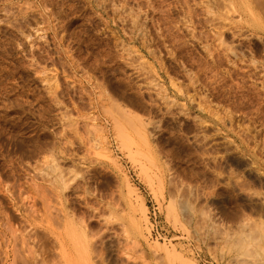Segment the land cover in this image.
Listing matches in <instances>:
<instances>
[{
  "label": "rangeland",
  "instance_id": "rangeland-1",
  "mask_svg": "<svg viewBox=\"0 0 264 264\" xmlns=\"http://www.w3.org/2000/svg\"><path fill=\"white\" fill-rule=\"evenodd\" d=\"M245 211L264 0H0V264H228Z\"/></svg>",
  "mask_w": 264,
  "mask_h": 264
},
{
  "label": "clouds",
  "instance_id": "clouds-1",
  "mask_svg": "<svg viewBox=\"0 0 264 264\" xmlns=\"http://www.w3.org/2000/svg\"><path fill=\"white\" fill-rule=\"evenodd\" d=\"M228 264H264V218L245 211L226 231L215 234Z\"/></svg>",
  "mask_w": 264,
  "mask_h": 264
},
{
  "label": "bare ground",
  "instance_id": "bare-ground-1",
  "mask_svg": "<svg viewBox=\"0 0 264 264\" xmlns=\"http://www.w3.org/2000/svg\"><path fill=\"white\" fill-rule=\"evenodd\" d=\"M143 207V206H142ZM141 207V214H142V216L143 217H146V215H145V210L143 209ZM142 219V218H141ZM145 219V218H144ZM144 221V220H143ZM134 223H135V225H136V228L140 231V223H139V221L138 220H134ZM134 226V225H133ZM136 230V229H135ZM71 231V227H70V225H69V223H67L66 221H65V225H64V230H63V234L64 235H67V237H68V234H70L69 232ZM138 233V232H137ZM62 238L63 237H61V240H60V244H61V250H60V256H61V258H62V261H63V263L64 264H73V257H71L70 256V253H69V251H68V249L66 248V246L63 244V242H62ZM64 241V240H63ZM62 242V243H61ZM158 245V244H157ZM164 246V245H163ZM172 247H173V245H171ZM171 247V248H172ZM165 249H164V252L166 251V253L168 254L170 251H169V248H166V246L164 247ZM173 253H175L174 252V248H172V252H171V255L173 254ZM177 253V252H176ZM170 255V254H169ZM168 255V256H169ZM171 255L169 256V258L171 257ZM178 255H180V254H178ZM74 256V255H73ZM174 256V255H173ZM167 257V256H166ZM190 261V260H189ZM191 262V263H190ZM190 262H187L188 264H195L193 261H190Z\"/></svg>",
  "mask_w": 264,
  "mask_h": 264
},
{
  "label": "built area",
  "instance_id": "built-area-1",
  "mask_svg": "<svg viewBox=\"0 0 264 264\" xmlns=\"http://www.w3.org/2000/svg\"><path fill=\"white\" fill-rule=\"evenodd\" d=\"M154 213H155V212L153 211V215H154ZM155 218H156V217H155V215H154L153 218H152V220L155 221Z\"/></svg>",
  "mask_w": 264,
  "mask_h": 264
}]
</instances>
